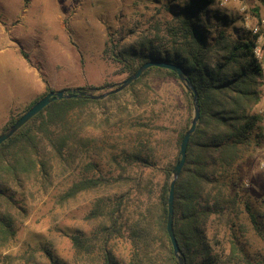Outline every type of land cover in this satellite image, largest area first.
<instances>
[{
	"label": "trees",
	"instance_id": "1",
	"mask_svg": "<svg viewBox=\"0 0 264 264\" xmlns=\"http://www.w3.org/2000/svg\"><path fill=\"white\" fill-rule=\"evenodd\" d=\"M133 1L153 8L146 27L129 28V40H111L117 32H109L105 51L119 73L126 79L152 60L177 63L198 93L201 116L175 191L174 229L185 263L264 264V248L253 238L255 228L264 240V200L259 211L243 202L235 171L244 151L264 139L255 109L264 77L256 36L238 10L219 0ZM172 81L180 91L161 93L158 86ZM53 90L46 83L0 134ZM107 102L111 113L98 118L91 107ZM193 116V91L175 71L157 66L106 97L52 101L0 145V261L26 199L86 163L93 173L58 200L94 192L85 217L92 237L73 236L75 247L96 253L99 264H179L167 229L169 192ZM119 240L127 244L124 255L117 253Z\"/></svg>",
	"mask_w": 264,
	"mask_h": 264
},
{
	"label": "rangeland",
	"instance_id": "2",
	"mask_svg": "<svg viewBox=\"0 0 264 264\" xmlns=\"http://www.w3.org/2000/svg\"><path fill=\"white\" fill-rule=\"evenodd\" d=\"M149 5L146 9L144 3L138 5L133 0H33L25 10L18 0H0V132L12 114L24 111L46 91V83L54 90H94L122 82L125 75L119 73L120 68L105 51L109 32H117L111 40L122 36L129 40V28L147 26L153 8ZM22 50L29 54L30 61ZM262 81V98L255 109L264 129V77ZM158 87L164 94L180 91L176 81ZM127 97L129 93L122 99ZM111 108L112 102L102 108L91 107L98 118L110 114ZM107 160H103L105 167ZM85 164L65 173L46 193L36 192L26 199L17 210L16 235L4 249L5 261L0 264H99L96 253L79 250L73 241V236L92 237L93 225L85 217L94 192L65 204L58 202L59 195L74 181L93 173ZM235 171L242 201L254 211L261 210L264 139L244 151ZM253 238L254 246L263 249L264 240L255 228ZM116 248L119 255L128 252L122 240Z\"/></svg>",
	"mask_w": 264,
	"mask_h": 264
},
{
	"label": "water",
	"instance_id": "3",
	"mask_svg": "<svg viewBox=\"0 0 264 264\" xmlns=\"http://www.w3.org/2000/svg\"><path fill=\"white\" fill-rule=\"evenodd\" d=\"M152 66L168 68L170 70L175 71L181 82L186 84L189 89L193 91V105H194V116L192 119V123L190 128L186 131L180 146V159L175 165L173 169V176L172 181L170 184V192H169V204H168V221H167V229L169 235L171 237L174 252L176 257L179 260V264H186L185 260L182 256V252L180 246L178 244L175 229H174V215H175V191H176V184L182 172V169L186 163L187 159V152H188V145L191 136L197 129L198 122L200 120L201 111H200V104L198 99V93L196 88L194 87L191 79L186 74L185 70L180 64L166 62V61H157L152 60L144 63L141 65L133 74L128 76L125 80L118 83L117 85L112 86H102L97 87L94 90L99 91L102 89H107L105 92L100 94H94L92 91L93 89L86 90L84 88H72V89H60V90H53L38 100L30 109H28L18 120L15 121L10 127L7 128L2 134H0V145L8 140L15 132H17L22 126H24L31 118H33L36 114L41 112L46 106H48L52 101L59 100L62 98H73V97H84L88 96L93 99H99L106 97L110 94L120 92L124 90L127 86H129L132 82L138 79L148 68Z\"/></svg>",
	"mask_w": 264,
	"mask_h": 264
},
{
	"label": "built area",
	"instance_id": "4",
	"mask_svg": "<svg viewBox=\"0 0 264 264\" xmlns=\"http://www.w3.org/2000/svg\"><path fill=\"white\" fill-rule=\"evenodd\" d=\"M219 5L234 8L244 16L246 27L256 36L255 56L264 67V0H219Z\"/></svg>",
	"mask_w": 264,
	"mask_h": 264
},
{
	"label": "crops",
	"instance_id": "5",
	"mask_svg": "<svg viewBox=\"0 0 264 264\" xmlns=\"http://www.w3.org/2000/svg\"><path fill=\"white\" fill-rule=\"evenodd\" d=\"M18 1H19V3H20L21 5H23L24 9L27 10L28 7H29V4H30L33 0H28V2H26L25 0H18ZM18 25L20 26V25H22V24L19 23ZM6 26H7V25H6ZM6 26H5V27H6ZM5 27L3 28L4 31H5ZM17 27H18V26H17ZM7 45H12V44L9 43V44H7Z\"/></svg>",
	"mask_w": 264,
	"mask_h": 264
}]
</instances>
